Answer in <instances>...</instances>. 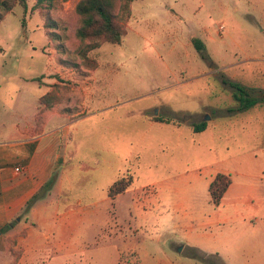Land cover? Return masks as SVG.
I'll list each match as a JSON object with an SVG mask.
<instances>
[{"label": "rangeland", "instance_id": "rangeland-1", "mask_svg": "<svg viewBox=\"0 0 264 264\" xmlns=\"http://www.w3.org/2000/svg\"><path fill=\"white\" fill-rule=\"evenodd\" d=\"M77 1L28 0L0 22V139L60 109L68 159L38 200L91 203L84 249L63 257L48 242L38 264H264V103L238 110L230 84L264 91V0H133L122 42L87 58ZM217 168L232 180L219 205ZM122 175L132 183L108 197Z\"/></svg>", "mask_w": 264, "mask_h": 264}, {"label": "crops", "instance_id": "crops-1", "mask_svg": "<svg viewBox=\"0 0 264 264\" xmlns=\"http://www.w3.org/2000/svg\"><path fill=\"white\" fill-rule=\"evenodd\" d=\"M62 113L56 107L47 110L33 128L12 124V129L7 131L12 133L0 139V229L17 219L13 228L0 233V264H9L10 239L18 228L26 230L17 239L24 256L19 264H38L48 242L63 257H71L84 249V222L91 212L90 202L78 198L61 210L59 200L45 199L44 203L37 200L24 220L21 217L27 201L53 176L57 180L68 159L70 122ZM16 166L22 168L21 172L15 170ZM221 171L217 168L211 181ZM175 180L169 178L163 182Z\"/></svg>", "mask_w": 264, "mask_h": 264}, {"label": "trees", "instance_id": "trees-1", "mask_svg": "<svg viewBox=\"0 0 264 264\" xmlns=\"http://www.w3.org/2000/svg\"><path fill=\"white\" fill-rule=\"evenodd\" d=\"M63 0H33L32 10L50 9L55 3ZM133 0H78L75 11L79 16V26L76 30V36L80 40L82 48L81 55L87 58L89 50L98 47L104 42L121 43L126 30L123 21L131 14L130 4ZM23 6L24 11L28 10V0H0V22L6 13L10 12L16 4ZM26 19L23 18V23ZM54 22L47 24L48 27L56 26ZM51 33H49L50 35ZM52 35V34H51ZM54 35V34H53ZM192 43L200 54L205 57V44L198 38L193 37ZM32 80H41V77H33ZM234 97L239 102L238 110L248 109L257 104L264 103V91L259 95H253L247 86H243L236 82H231ZM48 93H45L46 96ZM154 120L162 122H171L169 118L155 117ZM193 129L196 132L203 131L207 128L208 122L202 120L193 123ZM55 176L49 179L39 191H37L26 203L23 214L28 213L35 202L42 197L52 187ZM231 177L227 173L219 172L209 185L211 200L215 205H219L222 198L231 184ZM132 183V179L126 178L124 175L119 176L108 188L109 197L114 198L116 195L123 193ZM22 215V214H21ZM22 217V216H21ZM17 223V219L8 222L0 229V233H4L13 228Z\"/></svg>", "mask_w": 264, "mask_h": 264}, {"label": "built area", "instance_id": "built-area-1", "mask_svg": "<svg viewBox=\"0 0 264 264\" xmlns=\"http://www.w3.org/2000/svg\"><path fill=\"white\" fill-rule=\"evenodd\" d=\"M220 28L223 29V26H221ZM15 170L18 172H21L22 168L20 166H16Z\"/></svg>", "mask_w": 264, "mask_h": 264}, {"label": "water", "instance_id": "water-1", "mask_svg": "<svg viewBox=\"0 0 264 264\" xmlns=\"http://www.w3.org/2000/svg\"><path fill=\"white\" fill-rule=\"evenodd\" d=\"M19 219V218H18Z\"/></svg>", "mask_w": 264, "mask_h": 264}]
</instances>
